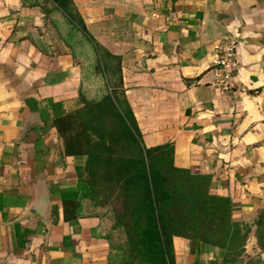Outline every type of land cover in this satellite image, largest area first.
I'll list each match as a JSON object with an SVG mask.
<instances>
[{
  "label": "crops",
  "instance_id": "crops-1",
  "mask_svg": "<svg viewBox=\"0 0 264 264\" xmlns=\"http://www.w3.org/2000/svg\"><path fill=\"white\" fill-rule=\"evenodd\" d=\"M72 1L89 35L119 57L144 145L171 144L174 166L206 177L252 230L230 263L217 247L174 237V264H264L252 243L264 207V0ZM47 27L39 8L0 0V264H109L99 219L64 218L80 161L64 154L53 120L77 105L81 73ZM219 34L236 42L226 90L214 87Z\"/></svg>",
  "mask_w": 264,
  "mask_h": 264
},
{
  "label": "trees",
  "instance_id": "trees-1",
  "mask_svg": "<svg viewBox=\"0 0 264 264\" xmlns=\"http://www.w3.org/2000/svg\"><path fill=\"white\" fill-rule=\"evenodd\" d=\"M20 1L25 7L39 8L47 22L55 14L80 30L101 64L97 71L106 87L102 74L107 76L109 63L115 62L117 86H108L100 100L82 102L86 85L80 72L81 107L62 112L53 120L64 154L80 161L75 167L78 190L72 191V196H62L64 218L80 216L84 201L112 214L113 226L125 239L123 245L112 247L120 256L108 257L109 264H174V237L221 249L224 263L239 259L250 231L232 220L230 199L210 194L206 177L176 168L171 144L144 145L125 98L120 59L89 35L73 1ZM51 105L55 108L59 104ZM79 194L83 195L81 202ZM255 232L264 254V211L257 217Z\"/></svg>",
  "mask_w": 264,
  "mask_h": 264
},
{
  "label": "rangeland",
  "instance_id": "rangeland-1",
  "mask_svg": "<svg viewBox=\"0 0 264 264\" xmlns=\"http://www.w3.org/2000/svg\"><path fill=\"white\" fill-rule=\"evenodd\" d=\"M49 19L50 20H48L47 27L49 39L51 41L55 40L53 45L56 46V49H58V51L63 50L69 53L72 52L74 54V60L79 66L80 72L84 76L86 88L83 90V97L81 101L85 102L94 99L100 100L103 95H105V90H109L108 86L114 87L118 84V78L115 73V62L112 61L109 63L110 68L107 76L102 74V76H104V81L108 85L106 87L104 86L103 80L97 71L98 65H100L101 67V64L98 60H96L95 55L91 50L90 44L87 42L86 38L80 32V30L69 25V22L62 19L61 17L56 18L55 14L51 15ZM76 104L77 105L73 110L81 107V103H79L78 101ZM82 177L86 179L85 175H83ZM83 208L84 214H90L100 219L102 238L106 240L108 244V257L112 259V257H114L115 255V258H119L120 254L118 250H115L112 247L123 245L125 238L123 232L113 226L114 218L111 217L112 214L109 211L105 210V208L103 207H92V204L88 201L85 202ZM262 211H264V207L258 212L256 218L253 221V234L256 241V220L259 213ZM242 224V230L249 229V231L252 232L248 225H246L245 223ZM106 237H109L110 239ZM115 261H118V259H115Z\"/></svg>",
  "mask_w": 264,
  "mask_h": 264
},
{
  "label": "built area",
  "instance_id": "built-area-1",
  "mask_svg": "<svg viewBox=\"0 0 264 264\" xmlns=\"http://www.w3.org/2000/svg\"><path fill=\"white\" fill-rule=\"evenodd\" d=\"M238 71L236 42L222 39L218 46V57L213 63L214 87L226 90Z\"/></svg>",
  "mask_w": 264,
  "mask_h": 264
},
{
  "label": "water",
  "instance_id": "water-1",
  "mask_svg": "<svg viewBox=\"0 0 264 264\" xmlns=\"http://www.w3.org/2000/svg\"><path fill=\"white\" fill-rule=\"evenodd\" d=\"M219 37L229 39L228 37L224 36L223 34H219ZM82 197H83V195L81 194L80 195V199H82ZM252 243H256V239L255 238L252 239ZM259 252H261L260 249H259Z\"/></svg>",
  "mask_w": 264,
  "mask_h": 264
}]
</instances>
